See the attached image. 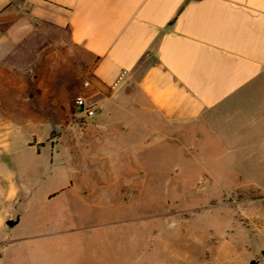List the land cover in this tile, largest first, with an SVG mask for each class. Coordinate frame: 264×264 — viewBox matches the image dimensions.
<instances>
[{
  "label": "rangeland",
  "instance_id": "1",
  "mask_svg": "<svg viewBox=\"0 0 264 264\" xmlns=\"http://www.w3.org/2000/svg\"><path fill=\"white\" fill-rule=\"evenodd\" d=\"M58 38L34 32L0 64V264H264V162L246 139L214 119L157 120L166 135L147 140L134 121L92 153L107 127L74 100L103 108L94 59Z\"/></svg>",
  "mask_w": 264,
  "mask_h": 264
},
{
  "label": "crops",
  "instance_id": "2",
  "mask_svg": "<svg viewBox=\"0 0 264 264\" xmlns=\"http://www.w3.org/2000/svg\"><path fill=\"white\" fill-rule=\"evenodd\" d=\"M34 32L57 45L61 34L94 59L103 108L76 112L107 127L88 131L102 138L92 153L133 139L134 121L150 140L166 135L157 120L184 128L219 119L264 162V0H0V64Z\"/></svg>",
  "mask_w": 264,
  "mask_h": 264
},
{
  "label": "built area",
  "instance_id": "3",
  "mask_svg": "<svg viewBox=\"0 0 264 264\" xmlns=\"http://www.w3.org/2000/svg\"><path fill=\"white\" fill-rule=\"evenodd\" d=\"M74 106L77 112L85 115V117H92L95 115L97 106L89 103L83 96H78L74 100Z\"/></svg>",
  "mask_w": 264,
  "mask_h": 264
},
{
  "label": "water",
  "instance_id": "4",
  "mask_svg": "<svg viewBox=\"0 0 264 264\" xmlns=\"http://www.w3.org/2000/svg\"><path fill=\"white\" fill-rule=\"evenodd\" d=\"M249 264H258L256 260H252Z\"/></svg>",
  "mask_w": 264,
  "mask_h": 264
}]
</instances>
